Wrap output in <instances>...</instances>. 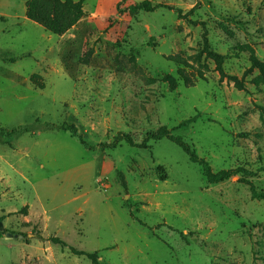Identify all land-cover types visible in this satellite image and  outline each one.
<instances>
[{"label":"rangeland","instance_id":"obj_1","mask_svg":"<svg viewBox=\"0 0 264 264\" xmlns=\"http://www.w3.org/2000/svg\"><path fill=\"white\" fill-rule=\"evenodd\" d=\"M27 1L0 0V127L22 130L0 143V264H92L71 248L101 264H264V203L242 180L264 194V84L243 77L251 55L264 63V0H84L61 37L25 22ZM142 1L181 16L127 12ZM204 38L242 90L191 60ZM163 126L214 173L240 172L210 184L168 139L98 147Z\"/></svg>","mask_w":264,"mask_h":264},{"label":"trees","instance_id":"obj_2","mask_svg":"<svg viewBox=\"0 0 264 264\" xmlns=\"http://www.w3.org/2000/svg\"><path fill=\"white\" fill-rule=\"evenodd\" d=\"M83 2L84 0H79L77 2L73 0H28L25 3V15L28 20L39 25L46 32L53 34L55 36L61 37L74 28L84 17L85 13L83 11ZM118 4L117 8L120 11V5ZM157 9H166L173 10L179 16H181L180 9H173L172 7L163 5V4H152L149 1H142L136 5L129 6L127 12L130 15L136 16L142 12H154ZM202 59L210 60L215 64V69L218 72L220 79H226L229 82H233L234 85L242 90L244 88V78L252 73L254 70L258 72V76L253 79L255 85L264 84V63H262L254 55L250 56L249 62L250 66L243 74L241 79H238L236 76L228 75L224 70V63L227 59L225 55H221L213 51L208 44L206 38H204L203 48L194 55L191 60L200 64ZM175 63L186 65V61L181 58L173 59ZM200 78H204L203 72L198 71ZM172 88H174L172 86ZM191 120H187L179 124L176 128H182L187 126ZM62 131L68 132L71 137L77 138L78 143L85 149L92 150L94 146L88 145L84 139L80 136H77V128L74 125L63 124L58 127ZM173 130H169L166 127H160L155 132L149 133L141 143H136L133 139L127 134H120L114 138V142L108 145L100 144L102 150L106 147H116L117 144L124 142L131 147L147 149L149 148L148 143L150 141L157 142L162 139H168L170 142L178 146L189 158V161L193 164H197L201 167L203 177L210 184H217L223 180L229 179L232 175L240 172L238 170L224 171L221 173H214L208 164V162L199 159L195 151L185 143L180 136H175L172 134ZM22 133V130H6L0 127V143L12 147V141ZM161 170V168H159ZM164 181L163 177L161 179ZM243 182L249 186L251 197L254 200H258L264 203V194L257 192L255 186L247 180L242 179ZM21 214L26 213V207L22 209ZM49 241L54 245H60L62 248H66L67 245L65 242L60 240L57 237H51ZM71 253L76 256H83L87 258L92 264H101L98 259L97 252L95 253H85L83 251H77L75 249H70ZM21 264V263H17Z\"/></svg>","mask_w":264,"mask_h":264},{"label":"crops","instance_id":"obj_3","mask_svg":"<svg viewBox=\"0 0 264 264\" xmlns=\"http://www.w3.org/2000/svg\"><path fill=\"white\" fill-rule=\"evenodd\" d=\"M24 15H25V14H24ZM13 16H16V14L13 15ZM13 16H10V17H13ZM23 18H24V17H23ZM24 20H25V22L29 21L26 17L24 18Z\"/></svg>","mask_w":264,"mask_h":264}]
</instances>
